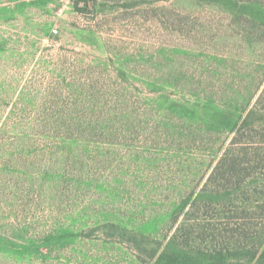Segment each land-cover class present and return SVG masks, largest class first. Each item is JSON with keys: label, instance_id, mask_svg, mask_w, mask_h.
<instances>
[{"label": "rangeland", "instance_id": "rangeland-1", "mask_svg": "<svg viewBox=\"0 0 264 264\" xmlns=\"http://www.w3.org/2000/svg\"><path fill=\"white\" fill-rule=\"evenodd\" d=\"M0 264H264V0H0Z\"/></svg>", "mask_w": 264, "mask_h": 264}, {"label": "trees", "instance_id": "trees-1", "mask_svg": "<svg viewBox=\"0 0 264 264\" xmlns=\"http://www.w3.org/2000/svg\"><path fill=\"white\" fill-rule=\"evenodd\" d=\"M64 135H65L66 138H70V137H73L74 134H64ZM81 137H82V136H81ZM76 181H77L78 185H80V187H81L82 185H84L83 183H79V182H80L79 179H77ZM57 183H58V182H56L55 184L57 185ZM112 226H113L115 229H117V226H114V225H112Z\"/></svg>", "mask_w": 264, "mask_h": 264}, {"label": "built area", "instance_id": "built-area-1", "mask_svg": "<svg viewBox=\"0 0 264 264\" xmlns=\"http://www.w3.org/2000/svg\"><path fill=\"white\" fill-rule=\"evenodd\" d=\"M55 32H57V30H55Z\"/></svg>", "mask_w": 264, "mask_h": 264}]
</instances>
